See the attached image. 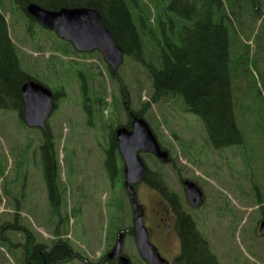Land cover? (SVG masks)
Segmentation results:
<instances>
[{
	"label": "rangeland",
	"instance_id": "1",
	"mask_svg": "<svg viewBox=\"0 0 264 264\" xmlns=\"http://www.w3.org/2000/svg\"><path fill=\"white\" fill-rule=\"evenodd\" d=\"M0 4L24 67L51 89L60 86L64 90L58 108L47 118L58 149L60 190L64 197L58 214L49 207L38 163L40 128L22 123L13 110L0 109V264H36L34 242L49 247L50 240L56 237L55 226H59V236L68 239L91 264H110L107 259L97 262L111 250L107 239L114 228L133 226L135 209L150 234V242L164 255V240L159 236L163 234L157 228L160 223L156 215V210L164 209L160 195L141 181L134 185L135 198L130 200L119 182L111 184L103 167L113 103L104 110L103 126L89 127L80 106L76 75L66 70L69 61L90 60L95 71L99 66L100 80L107 74L103 57H62L54 48L53 31L37 29L31 35L23 18L9 13L10 1L0 0ZM262 4L250 19L243 10L239 12L241 24L235 25L237 41L246 48V52L236 56L232 72L237 121L244 133L241 143L212 148L200 119L186 111L178 97L151 103L149 110L156 139L172 161L162 163L156 158L168 187L182 198L185 195L181 179L193 181L203 190L206 204L196 209L200 215L198 228L217 246L220 255H227L237 264H264V237L258 233L264 210V0ZM120 73L131 88L135 107L150 100V82L139 64L126 59ZM106 87L110 95H116L111 80L106 81ZM115 108L114 117L124 123V111ZM149 154L140 155L145 165L154 170ZM121 251L131 258L132 264H140L131 235L124 236ZM64 264L88 263L75 259Z\"/></svg>",
	"mask_w": 264,
	"mask_h": 264
},
{
	"label": "trees",
	"instance_id": "2",
	"mask_svg": "<svg viewBox=\"0 0 264 264\" xmlns=\"http://www.w3.org/2000/svg\"><path fill=\"white\" fill-rule=\"evenodd\" d=\"M9 1L12 5L9 13L12 16L16 13L20 15L26 31L31 35L37 29L48 33H52V30L42 27L28 15L26 6L29 3H36L49 10H58L62 7L94 8L100 15L101 23L110 30L112 37L123 50V61L119 67L112 70L109 65H103L107 74L106 78L102 77L100 80L98 79L102 75L100 68L96 66L98 71H95L94 63L90 60L69 61V67H66L67 71H72L76 75L80 106L89 127L96 124L103 126L104 110H108L110 104L114 105V110L110 113L113 123L107 127V140L103 148V167L112 185L119 182L120 187L126 191L124 164L116 145L115 130L120 126L129 128L135 117L143 118L151 127L149 114L151 103L178 97L185 110L200 119L207 142L214 149L230 147L243 141L244 133L237 121V102L233 97L232 72L236 56L243 51L246 52V48L237 41L235 25L241 24L239 12L243 10L250 19L256 7H263L262 0ZM55 35L53 34L54 48L62 57L93 58L94 54H98L102 58V54L96 50L89 53L78 52L70 42ZM56 59L60 64H64L62 59ZM126 59L139 64L150 82V100L141 102L138 107L133 105L131 88L120 73L121 65ZM28 79L36 80L52 91L54 110L57 109L64 96L63 87L51 89L24 67L18 49L10 37L5 13L1 10L0 4V109L15 111L24 124L26 123L22 113L21 87ZM107 80L113 82L116 95L108 93ZM108 96L109 102L106 100ZM115 107L118 109L120 107L124 111L126 117L124 123H121L118 116L114 117L117 110ZM40 130L42 137L38 145V163L49 207L52 212L58 214L60 205L64 202L63 191L60 190L62 183L58 149L48 121L46 127ZM151 130L153 131L152 127ZM261 133L263 132L260 131L262 136ZM161 148L164 149L162 146ZM149 155L155 168L152 170L146 166L142 180L157 190L161 196H166L171 189L157 165L156 157ZM168 163H172L171 159ZM174 167L179 173L177 167L175 165ZM126 195L130 197L127 191ZM14 198L16 199V196ZM171 198L175 197L169 193V199ZM257 202L260 203L261 200L258 199ZM60 219L59 223L63 220ZM199 219L189 216H183L181 219L187 233L185 242L197 247L198 260H212L208 239L197 225ZM57 227L59 226H55L53 232L56 237L50 240L49 247L39 242L40 247L45 249L44 264H64L75 259L91 264L72 247L68 239L59 236L60 231ZM127 229L131 230L132 225L128 228L122 225L114 228L107 239L108 249L114 245L118 233ZM188 256L189 259L194 258L193 255ZM104 259L105 256H102L97 263Z\"/></svg>",
	"mask_w": 264,
	"mask_h": 264
},
{
	"label": "water",
	"instance_id": "3",
	"mask_svg": "<svg viewBox=\"0 0 264 264\" xmlns=\"http://www.w3.org/2000/svg\"><path fill=\"white\" fill-rule=\"evenodd\" d=\"M26 12L42 27L54 31L61 39L72 44L78 52L99 51L107 65L116 70L123 61V50L112 37L110 30L100 20L96 9L91 7H62L49 10L36 3H29ZM23 100L22 113L27 126L44 129L46 120L55 107L52 91L42 83L28 79L21 87ZM115 140L118 152L123 160L124 186L131 198H135L133 185L140 182L146 172L141 152L152 153L160 162H168L167 153L161 148L148 123L143 118H134L130 127H117ZM186 196L193 206L202 204V193L197 184L183 180ZM135 207V201H133ZM258 232L264 235V219L258 226ZM124 233L119 232L115 245L108 253L109 259L117 264H131L129 258L122 255L121 246ZM133 237L138 252L148 264H168L153 250L148 241V232L141 215L134 211Z\"/></svg>",
	"mask_w": 264,
	"mask_h": 264
},
{
	"label": "flooded vegetation",
	"instance_id": "4",
	"mask_svg": "<svg viewBox=\"0 0 264 264\" xmlns=\"http://www.w3.org/2000/svg\"><path fill=\"white\" fill-rule=\"evenodd\" d=\"M141 181H143V180H141ZM180 183H181L182 190L184 191V195H185L184 198H182V196L177 191H174L173 189H171V191L169 190L167 192L168 194H166V196H161V194L156 190L162 199L159 202L163 203V205H164V209H161L159 211L156 210V215H157L158 222L160 223L157 225V228L161 229V233L163 234V236L159 232L158 233L160 234L159 236L161 238L163 237V240H164L163 248H164V251H166V253L164 255H161L159 253V250L157 249V247H155L154 244H152L150 242V239H149L150 234L147 230L148 241L151 244L153 250H155L160 255V257L163 260H165L168 264H237L236 261H233V259L230 258L229 256H228L229 259H227V255H225V254L220 255L217 246L211 244L209 241H208V246H209L211 255H213V259L212 260H198L196 258L198 256L197 247L195 245L187 244L185 242V239L187 237V233L184 229V223L181 221V219L183 218V216H186V217L189 216L192 218H195V217L200 218V215L197 214V213H199V211H197L196 209H201L206 204V195L203 192V190L197 185L200 188V191L202 193L203 202L199 206H193L189 202V200L186 196L185 187L183 185L182 179H181ZM22 184H25V179L22 181ZM133 189H134V186H133ZM169 193H172L175 198L169 199ZM129 198H130V200H132L131 194H130ZM261 203L264 204V202H261ZM185 204H187V207ZM155 205H158V202H156ZM191 207H193V208H191ZM191 209H195L196 212L193 213V211H195V210H193L191 212ZM136 210H137V213H139V210L138 209H136ZM154 211H155V209H154ZM261 212H262V219L261 220H263L264 219V210H262ZM132 222H133V219H132ZM122 232L124 233V236L128 235V234L131 235L133 238V241H134L133 226H132L131 230L127 229V230L122 231ZM259 235L261 236V234H259ZM124 236H123V238H124ZM261 237H264V235H262ZM134 244H135V241H134ZM34 245H35V248L33 250L34 251L33 258L36 259L37 264H44V260H45L44 259V250L45 249L43 250V248L40 247L39 242H34ZM114 245H115V243H114ZM113 246L110 247L109 250L112 249ZM135 246H136V244H135ZM136 248H137V246H136ZM121 249H122V246H121ZM110 251H107L106 254L104 255L105 259H107L109 262H111L113 264H117V260L109 259L107 257V255ZM137 252H138V249H137ZM120 253L122 255H125L127 258H129V260L131 262V258L128 255L124 254L122 251ZM138 255L141 259V260H138V262L140 264H148L143 258H141L139 252H138ZM188 255H193L194 258L189 259ZM222 258H225L226 260H224Z\"/></svg>",
	"mask_w": 264,
	"mask_h": 264
}]
</instances>
